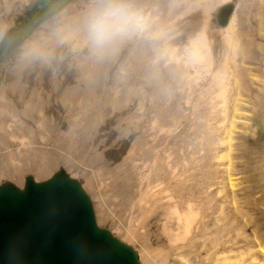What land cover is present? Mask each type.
I'll use <instances>...</instances> for the list:
<instances>
[{
  "label": "rangeland",
  "instance_id": "obj_1",
  "mask_svg": "<svg viewBox=\"0 0 264 264\" xmlns=\"http://www.w3.org/2000/svg\"><path fill=\"white\" fill-rule=\"evenodd\" d=\"M54 1L0 0V185L23 188L28 176L43 182L63 169L89 197L97 225L131 247L140 264H264V0H230L206 24L198 10L185 11L187 0H161L154 18L147 7L137 17L145 51L138 71L136 41L124 37L113 51L82 40L79 29L68 35L60 13L48 17L65 0ZM235 9L261 49L241 31L236 51L222 46L217 29ZM202 33L215 40L226 70L241 50L257 54L246 60L254 80L242 88L241 121L231 135L206 132L199 118L206 112L210 124L222 120L213 89L191 79L203 64L194 68L183 56ZM173 53L183 61H171ZM211 135L221 141L206 151ZM189 204L204 209L202 227L177 241L182 225L171 213Z\"/></svg>",
  "mask_w": 264,
  "mask_h": 264
},
{
  "label": "water",
  "instance_id": "obj_2",
  "mask_svg": "<svg viewBox=\"0 0 264 264\" xmlns=\"http://www.w3.org/2000/svg\"><path fill=\"white\" fill-rule=\"evenodd\" d=\"M0 264H140L100 228L80 183L63 169L49 179L0 185Z\"/></svg>",
  "mask_w": 264,
  "mask_h": 264
},
{
  "label": "bare ground",
  "instance_id": "obj_3",
  "mask_svg": "<svg viewBox=\"0 0 264 264\" xmlns=\"http://www.w3.org/2000/svg\"><path fill=\"white\" fill-rule=\"evenodd\" d=\"M230 0H187V4H186V10L185 11H195L198 10L200 12V17L202 20L203 24H206V22L208 21V19L210 18L212 13H215L214 11L217 10L219 7V5H224L226 3H228ZM83 3V2H82ZM132 3V7L134 9V11L137 14V17H141L143 14V11L147 8L150 7L151 8V13L147 14V17L151 16V17H156L159 15V10L161 8V4L162 1L161 0H131ZM85 5V4H84ZM93 6V5H92ZM218 7V8H217ZM225 7V6H224ZM227 7V6H226ZM226 7L221 11L223 12ZM82 8V7H81ZM79 10V9H78ZM89 10V9H88ZM147 10V9H146ZM145 10V11H146ZM182 10V9H181ZM92 11V10H91ZM179 11V9H178ZM162 12V11H161ZM67 13V12H66ZM72 13V12H71ZM70 13V14H71ZM76 13V12H74ZM91 13V12H90ZM90 13L88 12H83V14L77 19L75 23H73L72 25H64V27L67 29L66 34H73V33H79L76 32L78 29L80 31L79 34L83 35L84 38H81L82 40H90V36H89V18H90ZM177 13V12H176ZM175 13V14H176ZM180 13V11H179ZM178 13V14H179ZM187 13V12H186ZM192 13V12H191ZM69 14V13H68ZM73 14V13H72ZM219 14V13H218ZM66 15V14H65ZM64 15V17H65ZM78 15V14H77ZM68 16V15H67ZM76 16V15H75ZM160 16V15H159ZM185 16V15H184ZM218 16V15H217ZM149 19V18H148ZM146 19V20H148ZM151 19V18H150ZM180 19V18H179ZM229 21L227 22L228 24L225 27H218L219 29H217L216 35L222 40V46L226 48V50L228 51V49L232 50V51H236L237 47L241 46V36H245L246 32L248 34H250V36L252 37L251 43L250 41H248V45L252 44V46H256L257 47H261V44H256L253 39V34L252 32L255 30H253V28L251 27H242V25H239V19H238V12L236 11V9L234 10L233 14L230 16V18H228ZM161 20V18H160ZM57 21V20H56ZM142 21H144L142 19ZM184 21V19H183ZM187 21V20H186ZM195 21V20H194ZM198 21V20H197ZM196 21V22H197ZM220 21V20H219ZM63 22V20H62ZM154 21H152L153 23ZM221 22V21H220ZM219 22V23H220ZM149 22L147 21L146 24H148ZM162 23V22H161ZM181 23V22H180ZM191 23V22H189ZM194 23V22H193ZM199 23V22H198ZM264 23V22H263ZM151 24V23H150ZM149 24V25H150ZM187 24V23H186ZM185 24V25H186ZM259 24V23H258ZM144 25V24H143ZM141 24V22H139L138 20V24L136 26L133 27V29L130 31V33L126 36L127 38H129L130 41H136L135 44V55L133 56V63L136 66V70L138 71L140 67L144 66V46L142 44L141 41V31L143 30V26ZM190 25V24H189ZM198 25V24H197ZM264 25V24H263ZM184 26V25H183ZM182 26V27H183ZM261 26V25H259ZM147 28V26H145ZM178 27V26H177ZM180 27V25H179ZM192 28H194V26L191 25ZM50 28V26H46L44 27V31H42V33L48 31V29ZM204 26H203V30H204ZM145 29V28H144ZM185 29V27L183 28ZM189 29V28H188ZM191 29V28H190ZM147 30V29H146ZM159 29H157L158 31ZM180 30V29H179ZM192 30V29H191ZM201 28V32L203 31ZM207 30V29H206ZM52 31V30H51ZM164 31V30H163ZM189 31V30H188ZM240 31L242 33H240ZM260 31V30H259ZM148 32V30L146 31ZM169 32V31H168ZM167 32V33H168ZM176 32V31H175ZM179 32V31H178ZM182 32V30L180 31ZM204 32V31H203ZM47 33V32H46ZM145 33V32H144ZM151 33V32H150ZM161 34V32H159ZM190 33V31H189ZM205 33V32H204ZM202 33V35H200L197 40H191L190 41V46L191 49L187 54H184L183 56H187L185 57V60H187L188 62H190V64H200L202 63L203 68H204V73L206 76H202L201 72H199V69L202 67L201 66L199 69L195 68L194 65H192V67L195 68L194 70V75L192 76L191 79H193V82L197 83L199 81H203V83H205L207 85V87H210L213 89L211 95L209 96L212 100L213 103L214 102H218L219 104H221V108L222 110L221 112V116H222V120L219 122H214V124H210L208 122V120H214V118L212 116L209 117V114L204 112L203 114H201V116L199 118L203 119V128L205 129V131L207 132V130L210 132V134L212 132L218 131L219 129H223L224 131H226L227 135H231L230 133L233 132L234 129V125L237 123L236 121L238 119H236L239 115H241L240 113V103L242 102L241 100V96L242 94V88L246 86V88H248V81L252 82L254 79L251 78L253 77V73H252V69L248 68L246 66H248V64L246 65V60H252L254 61L256 58V55H254V52H251L250 57L247 55L245 56L244 54V49L241 50L238 54H239V62L237 63L236 61H233V66L232 69L226 70L225 68V64H221V62L219 63L217 58L214 56L213 50L215 48L214 43L215 40H213L212 38H210V36H206V34ZM214 33V32H213ZM242 34V35H238V34ZM40 34V33H39ZM166 34V33H164ZM184 34V33H180ZM261 34V32L259 33ZM142 35V34H141ZM159 35V34H158ZM167 35V34H166ZM164 35V36H166ZM171 35V34H169ZM209 35V33H208ZM44 36V35H43ZM80 36V35H79ZM155 36V35H154ZM153 36V37H154ZM168 36V35H167ZM176 36V35H175ZM179 36V34H178ZM213 36V35H212ZM248 36V35H247ZM260 36V35H259ZM37 37V36H36ZM41 37V36H40ZM47 37V36H46ZM75 37V36H74ZM144 37V36H143ZM152 37V39H153ZM156 37V36H155ZM154 37V38H155ZM163 37V36H161ZM216 37V36H214ZM57 38V37H56ZM66 38V37H65ZM159 38V37H158ZM164 38V37H163ZM169 38V37H168ZM37 39V38H36ZM161 39V38H160ZM172 39V38H171ZM243 39V38H242ZM245 39V38H244ZM50 40V39H49ZM148 40V39H147ZM159 40V39H158ZM169 40V39H168ZM167 40V41H168ZM173 40V39H172ZM175 40V39H174ZM217 40V39H216ZM219 40V39H218ZM217 40V41H218ZM250 40V39H249ZM128 41V40H127ZM146 41V40H145ZM162 42V39L160 40ZM166 41V39L164 40ZM171 41V40H170ZM39 42V41H38ZM144 42V41H143ZM149 42V40H148ZM173 42V41H172ZM175 42V41H174ZM40 43V42H39ZM38 43V44H39ZM84 43V42H83ZM154 43V42H153ZM157 43V42H156ZM171 43V42H170ZM218 43V42H217ZM119 41L114 42L113 44L110 45V47L114 50H116V48L118 47ZM145 44V43H144ZM148 44L151 45V43L149 42ZM162 44V43H161ZM168 44V43H166ZM165 44V45H166ZM173 44V43H172ZM240 44V45H239ZM51 45V44H50ZM126 45V44H125ZM157 45V44H155ZM163 45V44H162ZM216 45V44H215ZM152 46V45H151ZM170 46V45H168ZM180 46V45H178ZM177 46V47H178ZM247 46V45H246ZM108 47V46H106ZM155 47V46H154ZM153 47V48H154ZM157 47V46H156ZM164 47V46H163ZM167 47V45H166ZM29 48V47H28ZM83 48V47H82ZM134 47H132L133 49ZM180 48V47H179ZM177 48V50L179 49ZM247 48V47H246ZM245 48V49H246ZM131 49V50H132ZM159 49V48H158ZM161 49V48H160ZM170 49V48H168ZM261 49V48H260ZM263 49V48H262ZM167 50V49H166ZM246 51V50H245ZM248 51V49H247ZM246 51V53H248ZM262 51V50H260ZM168 51H166L165 53H167ZM174 52V51H173ZM263 52V51H262ZM176 53V52H175ZM231 54L234 55H238L236 54V52H232ZM163 55V54H161ZM160 55V56H161ZM233 55V56H234ZM167 56V54H166ZM228 56V55H226ZM171 61H174L176 64L179 62H182V56L179 57L178 54H171ZM164 58V57H162ZM160 58V59H162ZM229 58V57H228ZM227 58V59H228ZM146 59V58H145ZM166 59V58H165ZM163 59V60H165ZM151 60V59H150ZM236 60V59H235ZM129 61V60H128ZM167 61V60H165ZM156 62V61H155ZM154 62V63H155ZM159 62V61H157ZM169 62V61H168ZM167 62V63H168ZM165 64V62H163ZM160 64V63H159ZM157 64V65H159ZM154 65V64H153ZM168 66H171L172 64H166ZM163 67V66H162ZM182 67V66H181ZM160 68V67H159ZM167 68V67H166ZM174 67L172 66V69ZM171 69V71H172ZM177 69V68H176ZM186 69V68H185ZM191 69V68H190ZM189 69V70H190ZM156 70V69H155ZM188 70V69H187ZM188 70V71H189ZM157 71V70H156ZM160 71V69L158 70ZM170 71V70H169ZM142 72V71H141ZM202 72V73H203ZM160 73V72H159ZM155 74V72H154ZM180 76V74H179ZM190 76V75H187ZM257 76V74H256ZM164 77V76H163ZM257 79V77H255ZM187 79V78H186ZM255 79V80H256ZM141 80V79H139ZM166 80V79H164ZM183 80V79H181ZM137 81V80H136ZM170 81V79H169ZM139 82V81H138ZM174 82V81H173ZM176 82V81H175ZM185 82V79H184ZM140 83V82H139ZM146 83V82H145ZM202 83V82H201ZM163 84V82H162ZM252 84V83H251ZM254 84V83H253ZM145 85V84H144ZM160 85V83H159ZM164 85V84H163ZM172 85V84H171ZM178 85V84H177ZM185 85V84H183ZM155 87V86H154ZM158 87V86H157ZM201 87V86H200ZM154 89V88H153ZM249 89V88H248ZM247 89V90H248ZM184 90V89H183ZM205 90V89H204ZM155 91V90H154ZM251 91V90H250ZM180 92V91H179ZM204 92V91H203ZM178 93V92H177ZM184 93V92H183ZM203 94V93H202ZM252 94V93H251ZM173 95V94H172ZM200 95V93H199ZM246 95V94H245ZM243 95V96H245ZM183 96V95H182ZM188 96V95H187ZM201 96V95H200ZM252 96V95H251ZM199 97V96H198ZM208 97V98H209ZM202 98V97H201ZM243 98V97H242ZM246 98V97H245ZM194 99V97H193ZM244 100V98H243ZM188 102V101H187ZM246 102V101H245ZM187 105V103H186ZM185 105V106H186ZM243 105V104H242ZM188 108V107H187ZM242 109V107H241ZM242 112V111H241ZM244 114V113H243ZM192 117V116H190ZM245 117V116H242ZM187 119V118H185ZM240 119H242L240 117ZM183 121V117H177L176 118V122L174 127L178 128L181 124V122ZM241 121V120H240ZM238 120V122H240ZM239 125V123H238ZM198 126V125H197ZM237 127V124H236ZM174 128V129H175ZM201 128V127H200ZM172 131V130H171ZM165 132V131H164ZM230 132V133H229ZM171 135V134H170ZM210 136V135H209ZM212 136V135H211ZM215 135H213L212 137H209L206 144H205V150L206 151H213L218 147L219 144V138L218 137H214ZM219 136V135H218ZM167 137V136H166ZM228 138V137H227ZM231 138V137H230ZM219 140V141H218ZM226 142V140L224 139L222 141V144H224ZM191 145V144H190ZM202 146V145H201ZM38 179H44L46 176L45 172H41L38 175ZM15 181L18 184H21L22 181V177H17L15 179ZM37 182V181H36ZM21 189V188H20ZM197 206V205H196ZM204 209H195L193 208L192 204L188 205V209L186 212H181L178 208H175L172 211V215L174 216V218L181 223L182 225V230L181 233H179L176 236L177 241H185L188 237H190L191 235H194L196 233V231H199V227L201 226V219H202V213H203ZM204 226V225H203ZM202 229V228H200ZM205 228H203L204 230ZM202 230V231H203ZM201 233V232H200ZM199 233V234H200Z\"/></svg>",
  "mask_w": 264,
  "mask_h": 264
},
{
  "label": "clouds",
  "instance_id": "obj_4",
  "mask_svg": "<svg viewBox=\"0 0 264 264\" xmlns=\"http://www.w3.org/2000/svg\"><path fill=\"white\" fill-rule=\"evenodd\" d=\"M89 36L96 48H103L126 37L138 24L131 0H93Z\"/></svg>",
  "mask_w": 264,
  "mask_h": 264
},
{
  "label": "crops",
  "instance_id": "obj_5",
  "mask_svg": "<svg viewBox=\"0 0 264 264\" xmlns=\"http://www.w3.org/2000/svg\"><path fill=\"white\" fill-rule=\"evenodd\" d=\"M59 1L60 0H57L56 2L54 1L53 3L54 4L60 3ZM91 2H92L91 0H65V1H63L62 5L58 8V10L56 12H53L52 14H50L48 17H52L53 15L60 13L61 14L60 15V22L63 25H71V24L76 22L75 19H77V21H78V18L83 14V12L85 13V10L88 13L91 12V10L93 9V6H92L93 4H91ZM74 12H76V13H74ZM64 15H65V17H64ZM62 20H63V22H62ZM74 36L75 35H73L71 37L69 36V37L70 38H78V37H76V36L74 37Z\"/></svg>",
  "mask_w": 264,
  "mask_h": 264
},
{
  "label": "trees",
  "instance_id": "obj_6",
  "mask_svg": "<svg viewBox=\"0 0 264 264\" xmlns=\"http://www.w3.org/2000/svg\"><path fill=\"white\" fill-rule=\"evenodd\" d=\"M38 4V3H37ZM35 6H37V5H35Z\"/></svg>",
  "mask_w": 264,
  "mask_h": 264
},
{
  "label": "flooded vegetation",
  "instance_id": "obj_7",
  "mask_svg": "<svg viewBox=\"0 0 264 264\" xmlns=\"http://www.w3.org/2000/svg\"><path fill=\"white\" fill-rule=\"evenodd\" d=\"M38 6V5H37Z\"/></svg>",
  "mask_w": 264,
  "mask_h": 264
}]
</instances>
